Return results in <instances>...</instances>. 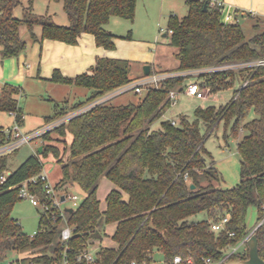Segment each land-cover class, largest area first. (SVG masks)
I'll return each instance as SVG.
<instances>
[{
  "label": "trees",
  "instance_id": "16d2710c",
  "mask_svg": "<svg viewBox=\"0 0 264 264\" xmlns=\"http://www.w3.org/2000/svg\"><path fill=\"white\" fill-rule=\"evenodd\" d=\"M27 1L21 18L14 14V8L23 0H0L3 58L17 56L27 48V39L21 34L23 26L33 41L52 38L76 44L88 32L95 36L98 45L114 49L118 35L106 27L107 23L113 15L134 19L138 3V0H54L64 3L69 23L63 24L51 14L35 13V0ZM186 2L185 15L172 12L168 18L166 34H170V44L176 48L177 64L157 72L205 69L200 76L211 92L231 87L236 80L246 81V85L237 88V95L227 103L198 105L193 120L183 113L173 123L164 117L173 105L170 90H182L188 76L178 73L162 79L159 87L146 86V93L137 101L114 104L107 99L44 132L40 136L44 141L42 151L29 155L8 172L3 182L1 175L7 169L8 153L1 154L0 264L15 249L22 254L38 252L34 259L51 262L55 257L50 249L61 248L55 244L59 227L52 221H45V231L31 235L23 231L12 212L15 202L21 199L20 184L43 171L40 154L49 152L62 163V178L56 186L77 182L85 193L74 210L68 212L69 221L76 225L70 241L74 264H86L85 260H77L78 253L91 247L89 240L101 238L102 228L105 231V226L112 223L116 224L112 238L118 245L99 247L92 264L152 261L155 249L164 264L172 262L177 254L186 259L181 264H208L207 257L224 264L223 259L241 242L244 250L238 249L228 258L249 256L245 238L250 206L259 207V221L264 219V65L241 66L236 71L226 66L263 57L264 31L247 38L239 20L225 21L220 6L211 0ZM38 26L40 34L36 31ZM254 27L259 28L257 24ZM212 67L218 69L210 70ZM139 77H133L131 63L119 57L100 56L90 71L74 76L55 69L49 80L83 86L91 92L71 108L67 103H56L54 113L45 117V123ZM20 93L18 86L8 82L3 83L0 92V109L16 110L18 120L23 119ZM233 118L231 131L238 138L240 180L233 187L224 188L215 183L220 178L219 170L205 141L223 120L229 122ZM157 121L160 125L154 126ZM53 132L72 135L71 140L65 141L66 159L61 156L60 147L52 142ZM102 176L114 183L106 194L105 206L98 195ZM36 189L42 199H47L42 181ZM200 212L208 217L189 220ZM225 215H229L225 228L213 230L212 223ZM255 232L264 258V221ZM189 257L192 262H187Z\"/></svg>",
  "mask_w": 264,
  "mask_h": 264
},
{
  "label": "rangeland",
  "instance_id": "374dc122",
  "mask_svg": "<svg viewBox=\"0 0 264 264\" xmlns=\"http://www.w3.org/2000/svg\"><path fill=\"white\" fill-rule=\"evenodd\" d=\"M186 0H138L136 15L134 19H128L119 15L111 16L106 27L118 35L116 41V48L111 49L110 52L118 55L131 63V75L135 77L138 73L143 71L140 64H136L140 58L148 57L153 58L157 53V58L165 62L168 67H160L157 70L172 69L177 64L174 56L176 48L170 44V34L164 35L168 32V18L172 11L183 16L187 13ZM28 5L27 0L17 5L14 8V14L23 18L25 15L24 7ZM33 11L37 14H51L57 22L69 23V17L64 10L63 1L54 0H36L33 6ZM240 24L246 33L247 38L253 36L256 32L264 31V20H257L251 18L246 14H241L239 18ZM66 24V23H64ZM258 25L256 29L254 25ZM40 27H36L39 31ZM41 30V29H40ZM21 34L24 38H30V32L26 26L21 28ZM245 67V65H243ZM241 67L240 65H231L227 68H234L235 71ZM205 70V69H203ZM203 70H197L196 74H189L184 83L190 79H197ZM3 82V81H2ZM28 89L30 95L25 93L24 97L20 94V106L24 113V119H16L15 116L8 110L0 109V126L9 128L13 126L16 121L27 131L34 128H41L45 126V117L52 115L55 111V104L63 105L67 103L69 108L81 100H85L90 94V89L74 84L56 83L42 79H30L28 81ZM246 81L242 82L236 80L233 86L220 89L219 91L209 92L211 95L199 98L197 96H189L184 92H180L176 103L166 111L165 118H174L178 121L180 114H187L190 119L195 118V108L198 105L207 106L209 104H225L232 97H235V90L242 88L246 85ZM146 89L142 92H136L135 89L125 90L114 94L109 98V101L114 104L128 103L129 101H137L140 97L144 96ZM71 110L70 113H78L83 108ZM234 123V118L229 122L223 120L219 126L212 132L206 139L205 146L213 155L216 161V166L219 170L220 178L216 179L215 183L221 187H233L240 180L241 160L238 151V138L234 137L231 128ZM160 121H157L154 126H159ZM41 126V127H39ZM48 129L47 131H49ZM52 142L58 145L61 149V156L67 158L68 151L65 150V141L70 140V135H59L57 132L52 134ZM44 143L43 139L39 136L32 139L29 143H25L20 147L8 152V163L6 172L14 170L18 165L25 160L29 155L38 153V148ZM43 162V171L49 176L53 184H57L62 178V163L59 162L56 156L49 152L47 155L40 154ZM57 189L66 194H79L80 200L84 197L85 193L82 187L77 182H71L65 185L56 186ZM114 187L106 176L100 179V187L98 191L99 198L102 201V206L106 205V194ZM73 199L67 198L63 201L62 206H73ZM13 215L18 218L22 225V229L27 234H33L40 228L41 225V209L34 205L30 199H18L13 206ZM205 212H200L197 215L189 217L190 221H197L207 218ZM101 227V226H100ZM116 224H108L105 226V231L101 230V238L90 239L89 242L96 248L105 246H117V242L112 238L115 231ZM239 250H244L243 242L239 245ZM51 250V249H50ZM231 250V248H229ZM232 251V250H231ZM33 254H39L33 252ZM9 257H16L11 251ZM231 258H227L225 261ZM152 262L154 264H164L162 255L157 253L155 249L152 253Z\"/></svg>",
  "mask_w": 264,
  "mask_h": 264
},
{
  "label": "built area",
  "instance_id": "2783aa9c",
  "mask_svg": "<svg viewBox=\"0 0 264 264\" xmlns=\"http://www.w3.org/2000/svg\"><path fill=\"white\" fill-rule=\"evenodd\" d=\"M213 4H217L220 6L221 11L223 13V18L225 21H232L237 19L231 12H226L224 13V8L226 7V4L222 0H211ZM238 20V19H237ZM234 65H240V66H251V67H259L264 65V56L261 58H258L256 60H251L248 62L240 63V64H234ZM231 66V65H228ZM226 66V67H228ZM218 69L217 67H212L210 70H215ZM197 70L201 69H193L189 71H184V72H151L149 75H143L131 83H128L114 91L108 92L107 94L101 96L100 98L96 99L95 101L91 102L88 104L86 108H90L94 105H96L99 102H102L104 100L109 99L112 97L114 94L129 90V89H135L136 92H142V90L148 86V85H154L159 87L160 86V81L166 77H169L171 75H175L178 73H185V74H196ZM197 75V74H196ZM204 79L199 77L197 79H190L188 82L184 83L183 89H172L170 90V97L173 101V103H176L178 100V96L180 92H184L187 95L190 96H197L199 98L207 97L208 95H211L209 92V87L204 86L203 83ZM2 85L3 83H0V92L2 91ZM15 118L17 119V111L16 110H11L10 111ZM74 113H69L65 115L64 117H61L59 119H56L50 123H46L45 126L32 130V131H25L22 126L19 124L18 121L16 123L9 127V128H0V155L4 153H8L21 145L25 143H29L32 139L37 138L41 136L44 132H46L48 129H51L62 122L68 120L71 116H73ZM173 123H177L175 119H172ZM8 173L5 172L1 175V181H5L7 178ZM39 181H42L44 184V189L46 191V196L47 199H42L41 196L39 195L36 186ZM64 195V199H62V196ZM19 196L21 198H28L30 201L40 207L41 209V225L38 230H36L33 234H37L40 232H43L46 230V220L52 221L54 225H57L59 227L58 229V237L55 242V244H59L61 248H59L58 251L56 249H51L49 252L50 254L54 255V259L51 260V262H43L41 260H36L34 257L36 254L28 253L25 252L24 254L20 253L18 249L12 250L14 254H17L18 256L16 257H9L7 256L5 259L2 260L1 264H74L73 260L70 258V252L72 250V246L70 245V241L75 235V230H76V225L72 224L69 221L68 217V207H73L77 206L80 202V196L79 194H66L60 192L56 185L53 184L49 176L46 172L42 171L38 175L32 176L25 181H23L20 184V190H19ZM67 198L73 199L74 205L73 206H68V207H63L62 203L65 201ZM229 219V215L223 216L220 220L214 221L211 225L212 229L215 231H220L225 228L226 222ZM263 220H260L257 226L253 228V231H255L261 224ZM231 234H234L235 232H230ZM250 235V234H249ZM249 235L246 236L245 239L249 237ZM240 245V244H239ZM239 245L235 246L232 251L223 259L225 261L229 255L238 250ZM96 251L94 250V247L91 245V247H86L83 249L80 253L77 255V260L78 261H86V264H92V262L96 258ZM186 259L180 255L177 254L172 262L169 264H181L185 261ZM187 262H192V258L189 257L187 259ZM206 262L208 264H219L220 262H214L210 257L206 258ZM126 264H154L152 261H147V260H137L133 259L131 262L126 263Z\"/></svg>",
  "mask_w": 264,
  "mask_h": 264
},
{
  "label": "crops",
  "instance_id": "0c3cea01",
  "mask_svg": "<svg viewBox=\"0 0 264 264\" xmlns=\"http://www.w3.org/2000/svg\"><path fill=\"white\" fill-rule=\"evenodd\" d=\"M222 1L226 4V7L223 10L224 13L225 11L231 12L238 20L241 14H246L251 18L260 17L264 20V0ZM186 9L188 11L187 4ZM172 12L176 13L175 11ZM58 23L67 24V22L64 21ZM37 33L40 34L41 30L39 29ZM164 35L167 34L164 33ZM26 39L28 42L27 48L17 56L3 58L0 48V83L8 82L18 86L21 89L20 94L23 97L25 93H28L27 95L31 94L28 89V81L30 79H45L53 82L48 78L52 77L55 69L61 70L65 75L74 76L82 72L90 71L91 67L96 63L97 58L100 56L119 57L118 55L111 53V49L98 45L95 36L88 32H84L79 38V42L76 44H70L52 38H45L41 41H33L31 37H26ZM117 39L118 36L115 41H117ZM136 61V64H140L142 67L144 64L150 63L154 72H157V69L160 67H168L164 64L165 62L157 58V53L153 58L143 57ZM143 74L144 72L142 71L135 77L143 76ZM35 129L38 128L27 131ZM69 138L71 140L72 135H70Z\"/></svg>",
  "mask_w": 264,
  "mask_h": 264
},
{
  "label": "water",
  "instance_id": "95a60500",
  "mask_svg": "<svg viewBox=\"0 0 264 264\" xmlns=\"http://www.w3.org/2000/svg\"><path fill=\"white\" fill-rule=\"evenodd\" d=\"M206 8V7H205ZM152 67L150 63H146L143 66V72L145 75H149L151 73ZM43 145H40L38 150L42 151ZM191 187L194 188L195 184L192 183ZM64 195L62 199H64ZM68 211H73V207H68ZM259 207L257 206H250L247 215V232L249 237L247 238V244L249 247V256L247 258H231L225 261L224 264H264V258L260 255V248L258 243V235L253 228L257 226L259 223Z\"/></svg>",
  "mask_w": 264,
  "mask_h": 264
}]
</instances>
